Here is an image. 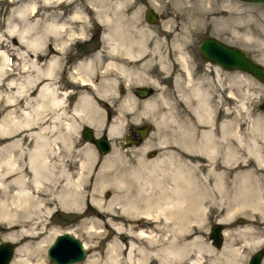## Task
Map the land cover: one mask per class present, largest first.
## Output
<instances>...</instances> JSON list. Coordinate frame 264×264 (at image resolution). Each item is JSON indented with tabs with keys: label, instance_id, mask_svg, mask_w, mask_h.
<instances>
[{
	"label": "bare ground",
	"instance_id": "6f19581e",
	"mask_svg": "<svg viewBox=\"0 0 264 264\" xmlns=\"http://www.w3.org/2000/svg\"><path fill=\"white\" fill-rule=\"evenodd\" d=\"M37 1L42 2L47 8H51L53 6V0ZM56 2H58V0ZM122 2L124 3L122 0H116L111 7L114 10L119 11L120 4L122 5ZM234 2H226L224 6H222L221 3L219 4L221 5L220 8H217L212 4L215 9L213 7L203 6L204 11L207 14L206 18L209 17L208 20H210L211 23L212 21L218 22L219 20H224L225 22L226 19L235 20L238 6H235ZM36 3L34 0H22L18 3H16V0H12L10 6L8 7L6 33L15 36L24 48V50L15 53L19 59L18 64H11L9 62L8 53H6L5 50L0 49V84H2V87L5 88L2 93L0 92V101L2 103V108L0 110V228L4 230V232L1 233V238L15 240L17 235L11 232L10 229L15 227L22 228L24 225L28 227V230H19V237L25 235L36 236L39 234L38 232H42L41 229L44 226L45 214L50 213L54 210V208L76 209L84 200L83 197H86L85 200L87 199L86 201L98 210L102 206H105V204L106 208L110 211L118 210L119 212H111L112 214L108 221L112 223L111 221L113 218L120 220L121 227H118L117 231H120L121 228L125 227L124 232L130 236L126 244L122 245L119 242H115L112 246H110L106 252L107 254L105 259L100 264H148V260L151 262L154 260L156 263L153 262V264H177L180 261H185L186 264H203L202 249L205 247V242L202 243L199 234L193 232V227L190 226V219L188 218L189 220L186 221L183 218L184 216H187V214L188 216L192 214L197 216V214L204 209V201L203 198L201 199V196L203 197L206 193L207 188L204 185L206 182L203 183L201 179L196 180L194 178L196 173L195 171L198 168L200 171V168L202 167L204 169V174H201L202 177L207 175L212 176L214 186L223 192L224 186L222 176L226 173L224 170L231 173L230 169H232L234 176L233 181L236 180V183L238 181V187L237 185H233L235 198H230V202L232 203L227 204L225 213L223 217L220 218L221 220H231L230 218L236 212V207L239 206H247L248 208H258V206H264V195L259 191H253L255 187L254 184L257 182V176L260 175L255 174L256 169H264V124L259 121H262L264 117H261L262 119L260 117L254 118L256 120L253 128V130L256 129L255 133L248 134V138L245 137L246 141L242 139L241 134L234 130V125L232 126L233 122L230 123L229 119V121L225 120L226 122L220 123L218 137L212 135L211 131L207 129H202L198 138H195L190 131L187 132V135H184L182 144L180 145V154L176 153L177 155H175L173 152H169L158 156L154 160L140 163L143 171L141 172L142 175L135 180L136 182L130 179L115 178L113 176L107 177L108 179L103 178L105 175V173L104 175L102 174L105 172L103 171L105 167L104 165H109V161L106 163V158L109 157V155H107L104 158V165H101L104 167L98 169V176H95V179L97 178L95 183L98 186L95 189V193L98 195L94 196V193H89V189L86 188L89 183L86 181L89 178L88 171L93 158V150L91 148L86 150L85 148L83 150L84 156L81 159L78 158L79 160L71 167L70 165H65L66 162L62 163L63 161H60L59 146L61 145L62 148H64L62 150L70 152L73 141L70 133L78 127L76 126V122L78 121L76 119L92 126L96 133L97 127L105 123V133L109 138L114 135H118L123 128L122 125L125 123L126 115L135 111V102H133L134 99H132L131 96H127L126 99L121 100L119 106L113 105V107L111 105L112 102L106 100L99 101L100 99L98 100V98L103 99L102 97L107 96L108 92L115 94L116 88H119L118 79L122 78L127 82V78L131 77V75L133 76V73L136 71L133 70V72H131L122 67V65L116 64L115 61V63L112 62L113 60L111 62L107 61L104 68L100 72L98 71L100 73V75H98L99 80L95 81L94 77L92 79V76L95 74L91 75L93 73V68L90 67L89 61L85 59L82 60L77 65L78 68L75 67L69 74L71 80L79 84L76 102L73 106L66 107L64 97L68 96L69 92L59 89L56 81L54 80V68L58 62L57 56L50 53L43 60V62H39L38 59L44 53L47 39L52 37L54 40V45L52 46H55L58 50H62L65 43L63 35L67 33L69 35L74 32L82 33L84 27L83 22H85V20L81 19V13L77 10V8H73L70 12H68L65 19L58 20V18L56 19V14L54 12L40 11V7ZM99 9L100 8L96 10ZM101 9L98 11L97 20L101 23L107 22L106 24L108 26H113L112 30L109 27H106L107 29L109 28L108 30L113 31L112 33L116 34V32H121L119 22L120 18L116 16L115 19H113L114 17L112 18L107 12H105L106 9ZM122 12L124 11L122 10L120 13ZM120 13L118 12V14ZM133 15L130 16L132 17ZM237 17L239 16L237 15ZM39 21L41 26L39 25V27H36ZM72 21H77L75 22L77 24L79 22L83 23L78 31L70 26ZM224 22L220 23L223 24ZM122 26H124V23ZM125 29L123 31H125ZM231 29L233 32H237L236 34H244V38L247 35L251 36L249 32L240 30L233 25ZM145 31L147 32V30ZM128 32L126 31L127 34ZM147 33L149 34V32ZM115 34L113 35L114 37ZM132 34L136 35L135 33ZM105 36L103 38H105ZM113 36L110 35V38H113ZM116 37L118 38V36ZM128 37V39L133 38L131 36ZM133 39L135 40V38ZM141 40L142 39L140 38V41ZM120 42L122 43V41ZM128 47L127 49L131 48ZM142 47L144 46L142 45ZM49 48H51V45H49ZM116 48L115 44H111L109 51H113ZM120 48H122L121 45ZM130 51L131 50H129V52ZM132 53L133 52H131V54ZM95 55L93 53V56ZM121 55L123 57L122 53ZM127 55L129 56L128 53L126 56ZM96 57L98 56L96 55ZM91 60L93 61L94 59ZM98 62L99 61H97V63ZM181 63L185 65L184 62ZM108 68H110L113 72L108 71ZM184 68L187 76L185 79L188 82V67L187 69L186 67ZM217 71L218 69H216V72ZM137 79H135V81ZM192 87L194 89H191ZM192 87H190V89L193 91V94L198 96L200 91L198 89H201L202 87ZM202 91L204 93V90ZM204 95L205 94H203V96ZM232 95L233 94L230 89L227 95L230 101L232 100L230 98H233ZM203 96L201 95L202 98H204ZM206 99H200L201 101L198 102L201 105V110L199 109V105L196 106L199 110H196L195 115L199 120L203 117V123L200 121L202 124H205L207 122V118L209 117L205 118L208 113L206 110L207 107L205 104H202V102L205 103V101H207ZM150 103H152V101L150 102V100H146L143 103L142 108L144 109V105L150 107ZM103 104H106L108 107L106 116L103 113L101 115L99 112L103 111L101 108L104 107ZM111 110L113 115L112 117L109 116V112ZM140 115L142 116V114ZM211 120H213V118ZM191 131H193V128ZM193 134L195 135V133ZM217 140H221L220 142H223L222 149H220L221 154H223L222 162H219V160L215 161V153L217 151L219 153V150H217ZM235 144H240L244 148L248 156L247 158L244 159L243 156H239L236 149L238 146H234ZM81 150H79V152H81ZM111 153L113 154L115 152L111 151ZM61 155L63 154L61 153ZM110 157L112 158V156ZM239 157L240 160H237L240 162L242 161L240 165L243 166V169L235 171L237 161L235 160V162L233 160ZM250 161L253 162V165L251 164L252 166L249 164ZM217 163H219V165H217ZM248 164L250 167H248ZM107 174L109 175V173ZM105 187H111L114 192L107 203L101 200V193ZM115 213L119 214L115 215ZM93 214L99 215L95 209ZM262 214L264 213H261L260 215L263 216ZM261 216L259 217L262 218ZM179 217H182L184 220L177 219ZM190 217H193V215ZM250 217H252L251 214L249 218ZM95 219V217H90L89 220L94 224V222H96ZM195 219L197 222L196 217ZM133 221H137L136 229L132 225ZM199 222L200 221L197 223ZM86 224H88L87 221ZM247 224L248 226H246ZM247 224L241 229H236L234 227V232L237 230L243 232L244 230L249 229L250 224ZM252 225L253 224H251V226ZM35 229L40 231H36V233ZM89 229H91V227L84 228L83 230L87 233ZM232 230L233 229L229 228H225L223 230L224 242L220 253L221 255L230 254L232 257L231 259L235 258L234 260H237L236 254L238 255L237 252L239 247L238 245L232 244L233 241L228 239L229 232ZM55 232L57 231H52L50 235L43 236L40 242L37 243L36 246H33V249L31 248L33 252L39 256V258H36L34 262H29L27 258L19 256L23 251L24 253L27 251L28 247L24 244L14 248L15 257H12L13 259L11 258L12 261L10 260L11 262L9 263L42 264L43 258H41L42 256L40 257L41 250L46 244V241L49 243L50 237H54ZM65 232L69 233L70 231ZM154 232H159L161 234L157 235ZM134 240H140L142 244L139 243L137 245ZM248 241L249 240H243V243H245L244 245L247 246V244H249ZM260 241L261 238L258 237L256 241H252L250 244H257ZM82 244L84 249L87 248L88 245L86 242H83ZM28 250L30 249L28 248ZM218 255L215 257H218ZM83 260H81L82 262L77 261L72 264H97L94 257L90 258L87 256V258L84 261ZM238 262L240 261L238 260Z\"/></svg>",
	"mask_w": 264,
	"mask_h": 264
},
{
	"label": "rangeland",
	"instance_id": "374dc122",
	"mask_svg": "<svg viewBox=\"0 0 264 264\" xmlns=\"http://www.w3.org/2000/svg\"><path fill=\"white\" fill-rule=\"evenodd\" d=\"M77 1L78 0H73V3H76ZM119 1H121V0H119ZM122 1L125 2L127 0H122ZM229 1H231L232 3L234 1H236V2H234L235 6H238V10H236V14L239 17H237V15H235V20L238 19L236 21L234 19L233 20L232 19H226L225 22H224V20H219L220 22H224L223 24H221L219 21L217 22L218 25L222 27V28L220 27V29H219V34L222 36H223V34H227L226 37L224 36L225 37L224 39L235 42V43H237L238 46L243 47L241 44L245 45L246 51L251 53L252 56L264 66V4L259 3V2H252V3L251 2H245V1L242 2L241 0H222V2H221V0H218L219 4L222 3L221 4L222 6H224L226 4V2H229ZM55 2L56 1L53 0V6L51 8H47L43 4L38 5L40 7V11L43 10L46 12H54L56 14V16H57L58 12L64 13L66 4L61 3L58 5ZM89 2L94 4L93 5L94 7L92 8V16H93V19L96 20L97 16H98V11L101 8H103V7L105 8L108 6L110 7V8L108 7V10L111 11V9H112L111 6H113L112 4H114L116 2V0H89ZM205 3L208 6L211 5L214 9H215V7H218L215 5H214L215 6L214 7L212 5L211 0H206ZM216 5H218V4H216ZM221 5H219V8L221 7ZM7 6H8V4L5 2V0H0V49H3L6 51V53H8L11 64H18L19 59L17 58L15 53L24 50V48L18 42V40L15 36L6 33V27H7L6 18H7V11H8ZM82 6H84V4H82ZM199 6H200V8L201 7L202 8L200 9L198 7L199 9L198 8L195 9L197 17L193 16L192 17L193 19L192 18L189 19L188 30H189V32H194L195 34L200 32L199 29L201 28L202 23H206L207 21H209L208 18H206V16H205L206 12L204 11L203 6L202 5H199ZM82 8L81 9L79 8L78 11H80V13H81V16H82L81 19L85 20V22H83L84 25L88 26L89 20H88V18H85L84 12H81ZM95 8L96 9L100 8V9L96 10ZM243 8H244V10H243ZM170 10L175 11L174 8H170ZM238 13H240V14H238ZM246 13H247V16H246ZM202 15H203V17H202ZM242 15H244V16H242ZM199 17L200 18L202 17L201 21H200ZM242 17H243V19H242ZM118 18H120V17H118ZM56 19H57V17H56ZM113 19H115V18H113ZM122 19H124V20H122ZM86 21H87V23H86ZM121 21L124 23V26L127 29L129 28V26H131V22H132L134 30L133 29H129V30L133 31V32H138V30H139V32L140 31L144 32L145 30H147V32H150V31H153V29H154L153 25H150V23L142 20L141 18H138L137 16H135V18H133V17L129 18V16L128 17L125 16L123 18H120L119 22H120V24L123 25V23ZM72 22L75 23V21H72ZM125 22H127V23H125ZM166 22H168V21L166 20ZM83 23L79 22L78 27L80 28V26ZM39 25H40V21L37 23L36 27H39ZM75 25H77V24H75ZM232 25L235 26L236 28L240 29V30H245V31L249 32L251 34V36L245 35L246 37L244 38V34H240V33L236 34L237 32L234 33L233 30H228L227 33H225L226 28H231ZM92 26L95 27L96 24H92ZM102 26H104V25H101L100 28L103 29ZM72 27L78 31V29H76L74 26H72ZM96 27L98 28L99 26L97 25ZM123 30L124 29H121V31H123ZM229 31H231V32H229ZM214 33H216V32H214ZM232 33H234V34H232ZM241 36H243V37H241ZM49 45H51V48H49ZM52 45H54V40L51 37L50 39L46 40L44 53L42 55L47 57L50 53H53V49H52L53 46ZM39 59H41V58H39ZM209 73L210 72L207 71V69L199 68V70H197V72L194 73V75L197 76L198 78H192V79L189 78V81L187 82L185 79L186 77H184V73L180 72L179 75L182 77L181 81H179L177 78H173V86L174 87L171 90V92H172V99L171 100H170V97L168 99L165 98L166 97V91H168L169 89L165 88L163 81L159 82V85L157 87H155V89L153 90L154 92L148 98H135L133 101V102H135V104H134L135 114H134V112L128 113L126 115L125 123L122 125L123 128H122L121 132L118 135H114V136L108 138V140L110 141V145H111L110 150L112 152H115L113 154H116V155H113L110 150L105 154H100L97 152V150L95 149L93 144L89 143L88 141L84 142V140L79 136V133H80L81 127L85 126V123L81 122V120H79V119H76V120H78L76 122V124H77L76 126H78V127H76V130L74 129L70 133L71 139L73 140L72 141V147L70 150L71 153L66 152V150H62L64 148H62V146L60 145L59 146L60 161L62 160L63 161V162L61 161L62 163L66 162L65 165H70L72 167L75 165L76 161H78L79 159H81L84 156L83 150L85 148H86V150L88 148H91L93 150V158L91 160V164L89 166L90 169L88 171L89 178L86 181L89 183L86 186V188L89 189V193L93 192L94 196L98 195L97 193H95L96 192L95 189H96V187H98L97 184L95 183V180L97 179V178L95 179V176H98L97 172H98V169H100L101 167L105 166L103 169V171H105V172L102 173L103 175L105 173L103 178L113 176L115 178L130 179V180L136 182L135 180L137 178H139V176L142 175L141 172L143 171L141 169L140 163L147 162L150 160H154L155 158H157L160 155H163L165 153H169L170 148H172L173 154H175V155L180 154L181 151L178 148L181 149L180 145L182 144L184 135H187V132H189V131L191 132L192 128H193V130H195V127L196 128L200 127L203 130H206V129L208 130V128L211 127V126H207L205 122H204L205 125L204 124L203 125H197V124H195L196 122L194 121V119L196 118L194 115V114H196V110H199V109L201 110V107H200L201 105L198 102L201 101L200 99L205 100L206 97H207V99H206L207 101H205V103L202 102V104L206 105V107H207L206 110L209 114L207 113V116L205 118H207L208 116L211 117V114H215V112L217 110V112L220 113L219 123L226 122L225 120H227V121L230 120V123L233 122L232 126L234 125L233 126L234 130H236L239 134H241L242 139H244V141H246L245 139L248 138L247 137L248 134L255 133L256 129L253 130V128H254V124H255L256 120L254 118L255 117H260V118L264 117V108L261 109L258 106V104H260V102H262V100L264 99V83L257 81L256 79H254L249 74L242 72V71H239V70H236L234 74L231 73L230 79L227 76H224L223 78H221V81H219L217 77H216V79H214L215 77ZM154 74L164 75L165 72H163V73L150 72L151 76H153ZM173 75H175V74H173ZM54 80L56 81V84H57L59 89L69 92V96H67V98L64 97L65 106L66 107L67 106L68 107L73 106L74 103L76 102L77 91L79 90V87L71 86L68 83V81L65 78H63V75L62 74L59 75L58 72H55ZM176 81H177V83H176ZM216 81H218L219 83L217 84ZM129 84H132V83H129ZM192 86H194L195 88H197V87L201 88L202 87L201 89H198V90H200L198 96L193 94V91L191 89H194V88ZM190 87H192V88L190 89ZM119 88H120V86H119ZM3 89L5 90V88L2 87V84H0V92L1 93L4 91ZM230 89H231L232 94H233L232 95L233 98L230 96L231 97L230 99H232L231 101L229 100V98L227 96ZM130 90H131V87L124 88L123 95L125 96V98H123V99H126L127 96H130L128 94V93H130ZM202 90H204V93ZM214 91H220V94L218 95L217 93H214ZM208 93H210V95H211L210 97H208ZM203 94H205V95L203 96ZM201 95L204 98H202ZM193 96H194V98H193ZM68 97H69V101L67 100ZM197 97L199 98V100ZM146 100H148V101L150 100V102L152 101V103H150L151 104L150 107L144 105V109H145L144 110L142 107H143V103ZM189 101H190V103H189ZM111 105L112 106L113 105L119 106V101L115 102V103H111ZM153 105H154V107H153ZM198 105H199V109L196 107ZM103 106L104 107H101L103 111H99V112L101 115L103 113L106 116L108 107L106 104H103ZM1 108H2V103L0 101V110H1ZM109 113H110L109 116L112 117L113 116L112 110ZM191 113L194 117L191 116ZM140 114H142V116ZM202 118H201V120H202ZM208 118H207V121L210 122ZM197 120L201 121L199 119H197ZM259 121H260V123L264 124V118L262 119V121L261 120H259ZM198 123H200V122H198ZM188 124H190L191 126ZM142 125L147 126L148 130H147L145 136L139 138L140 141L137 144H127V143L122 144L121 143L123 136L126 135L129 128L132 129L133 127L142 126ZM216 125L217 124L215 123L214 126L211 128V130H213L215 133V136L218 137L219 131L217 129L218 126L216 127ZM98 127H97V132L99 134H102L106 130L105 123L98 126ZM185 128H187V129H185ZM90 129L92 131H94V128L92 126H90ZM181 131L183 133L184 132L185 133L183 134ZM191 133L192 134L195 133V135H196L195 131H192ZM179 134H180V137H179ZM199 135H200V133H199ZM217 141H218L217 142V150H219V153L216 150L217 152L215 153L216 154L215 155V161L219 160V162L220 161L222 162L223 154H221L220 149H222L223 142H220L221 140H217ZM234 146L237 147L236 149H237L240 157L243 156L244 159L248 157L244 148L240 144L239 145L235 144ZM79 150H81V152H79ZM153 150H155V152L151 153ZM61 153L65 156L61 155ZM107 155H109V157L106 158V163H108V161H109V165L106 164L107 165L106 166L103 164V162H104V158ZM110 156H112V158ZM240 157L235 158L233 160V161H235V160L237 161V162L235 161L236 162L235 171L243 169L242 168L243 166L240 165L242 161L240 162L237 160V159L240 160ZM108 158H109V160H108ZM244 162H247V161H244ZM250 162H249V164L253 165V162H251V163ZM249 164H248V167H250ZM101 165H104V166H101ZM217 165H219V163H217ZM197 170L195 171L196 177L194 176V178L196 180L201 179L203 183L206 182V183H204L205 187L207 188L206 193L204 194L203 197L201 196V199L203 198V201H204L203 202L204 209L206 208L205 210L208 209L210 211L222 210L225 213V210L227 208V204L232 203V202H230L231 201L230 198H235L233 185H237V187H238V184H237L238 181H237V183H236V180L233 181L234 176L232 173V169H230L231 173H229V171L224 170L226 173L222 176V181H223V186H224L223 192H221V190H218L214 186V180H213L212 176L207 175V176L202 177L201 174H204V169L202 167L200 168V171H199V168ZM107 173H109V175ZM255 174L256 175L260 174V175L257 176V179H256L257 184L256 183L254 184L255 187H254L253 191L254 192L259 191L261 194L264 195V177H263L264 176V169H261V168L256 169ZM261 182H262V184H261ZM93 184H95V185H93ZM113 193L114 192H113L111 187H105L101 193V197H102L101 200H103V202L107 203V201L112 197ZM83 198H84V200L81 203L82 206L80 205L76 209H73V208H70V209L54 208V210H52L50 213L45 214L44 215V226L41 229L42 232H38L40 230L35 229V232L37 231L40 235L39 234H37L36 236L25 235V236L19 237L18 236L19 230H28V227L26 225H24L22 228L15 227V228L10 229L11 232H13L17 235L15 240H10L16 245L15 247L25 244V246L30 249V250H28V248H27V251L25 253H24V251L23 252L21 251L22 253L19 256L27 258L29 262H34L36 258H39V256H38V254L33 252V250H32L34 248L33 246H36L37 243L40 242V240L43 236L50 235V233L52 231H57V232L70 231L69 233L72 234L73 236H75L76 238H78L79 240H81L82 243L86 242L88 246H87V248H85L86 255L84 258L86 259L87 256L90 258L94 257L97 264H100L105 259L106 254H107L106 252L108 251V248L110 246H112L115 242H119L122 245L126 244L129 240L130 236L124 232L125 227L121 228L120 231H117V228L121 227V221L118 220L117 218H113L111 221L112 223H110L108 221L111 214H112L111 212H119V211L118 210L110 211L108 208H106V204H105V206L101 207L102 209L100 208L98 210L97 208L93 207L89 202H87L86 201L87 199L85 200L86 197H83ZM94 209L99 213V215L93 214ZM238 209H240V210H238ZM259 212L264 213V206H262V207L258 206V208L257 207L248 208L247 206H239V207H236V212L230 218L231 220L227 221V223H226V226H227L226 228L233 229L232 231L229 232L228 239L233 241L232 244L238 245V247H239L238 252H237L238 255L236 254V259H237L236 264L237 263L238 264H247L246 254L255 250V248H257V246L259 247V245L262 242H264V238H263L264 237V235H263L264 231H262L263 233L260 232V229H262L260 227H255L256 231H254V227H253V229L249 228L247 230H244L243 232L242 231L240 232L239 230H237V231L235 230L236 232H234L235 228L241 229L244 225H246L249 222L256 223L257 220H259V219H262L260 222H264V214H262L263 216H261L260 215L261 213H259ZM224 213L219 214V215H221L220 218L223 217ZM117 214H119V213H115V215H117ZM250 214L252 217L249 218ZM192 215H193V217H190ZM192 215L188 216V214H187V216H184L183 218L186 221L190 219L189 220V221H191L190 226L193 227L192 228L194 230L193 232L199 234V237L201 238L202 243L205 242L204 245L206 248L204 247L202 249V254H203V258H202L203 262L202 263L203 264H210V263L211 264H217L219 262V263H225L226 264V262H230L228 260V258L230 256L229 259H231L232 258L231 255L230 254H227V255L222 254L221 255L220 250L222 247L217 249L212 244H210V240H209V237L207 234L208 233L209 219L211 220L214 216L216 217V215L212 212V213H209V216L204 217V216H202L203 213L201 211H200V213L197 214V216L199 215L198 217L195 216L194 214H192ZM258 215L261 216L262 218H260ZM179 216H180V214H179ZM90 217L96 218L95 219L96 222H94V224L92 222H90V220H89ZM195 217L197 218V222L200 221L199 223L196 222ZM234 218H239L240 221L239 222L237 221L235 223ZM177 219L184 220V219H182V217H179ZM86 221L88 222V224H86ZM145 224H147V223H145ZM132 225L136 229L137 228L136 227L137 221H133ZM246 226H248V224ZM88 227L89 228L91 227V229H89V231L87 232L89 234H87L85 232V230H83L84 228H88ZM190 231H191V229H190ZM3 232H4V230L2 228H0V242L7 240V239L1 238V233H3ZM57 232H55V234ZM154 233L157 235L161 234L159 232L158 233L154 232ZM237 233H239V234H237ZM251 234H253V235H251ZM258 234L261 236H259ZM256 236L260 237L261 241L259 243L254 242L257 244L251 245L250 243L252 241L257 240L258 237H256ZM51 238L52 237H50L49 242H50V240H52ZM161 240H162V236H161ZM203 240H205V241H203ZM243 240H249L248 241L249 244H247V246L244 245L245 243H243ZM134 241L137 245L139 243L142 244V242L140 240H137V241L134 240ZM223 242H224V236H223ZM47 244H48V241H46L45 245L47 246ZM45 245H44L43 249L41 250V254H40V257L42 256L41 258H43L42 264H55L52 260H50L46 256L45 249H44V248H46ZM207 250L210 252H208ZM91 255H93V256H91ZM216 255H218L219 258L215 257ZM12 257L13 258L15 257V253H13ZM224 257H225V259H224ZM217 258H218V260L219 259L220 260L218 261ZM10 260H9V262L12 261V260L11 261ZM210 260H212V261L214 260L213 263ZM238 260L240 262H238ZM149 261L150 260L147 261L148 264H153V262H155L154 260H152V262L151 261L149 262ZM9 262L7 264H10ZM262 263L264 264V260ZM70 264H72V263H70ZM177 264H186V262L180 261ZM227 264H230V263H227Z\"/></svg>",
	"mask_w": 264,
	"mask_h": 264
},
{
	"label": "flooded vegetation",
	"instance_id": "af4514ba",
	"mask_svg": "<svg viewBox=\"0 0 264 264\" xmlns=\"http://www.w3.org/2000/svg\"><path fill=\"white\" fill-rule=\"evenodd\" d=\"M11 1L12 0H6L5 1L6 3H9L7 8L10 6ZM19 1H22V0H16V3H18ZM34 1H35V3L37 2L36 3L37 5L43 4L42 2L37 1V0H34ZM197 1H198V3H197ZM63 2H64V4H66L65 12L64 13L58 12V14L56 16L58 18V20L65 19L68 12H70L73 8H75V9L77 8V10H78L79 8L81 9L83 7L81 12H84L85 18H88L89 25L88 26L84 25L82 33L74 32V33L69 34V35H68V33L64 34L63 40H65V43H64V46L62 47V50H60V49L58 50V48H55V46L53 47L54 49L52 48L53 54H55L58 58L57 65H55V68H54L55 72H58L59 75L62 74L63 78H65L71 86L78 87L79 84H77V82H74L73 80H71V78L69 77V73L72 70H74L75 67L78 68L77 65L79 64V62H81L84 59L89 61L90 67L93 68V70H92L93 73L91 75L95 74L92 76V79L94 77L95 81L99 80L98 79L99 78L98 75H100L99 72L104 68V65H106L107 61L111 62L113 60L112 62L115 61L116 64L122 65V67L126 68L127 70H129L131 72H133V70L136 71L135 73H133L135 75V76L133 75L134 77L131 75V77L127 78L128 79L127 82L124 81V79H122V78L118 79L119 80L118 86H120V88H116V90H115L116 95L114 93L108 92L107 96L102 97L103 99L98 98V100L100 99L99 101H101V100L105 101L106 100V101H110L112 103L119 101V103H120L121 100L123 98H125V96L123 95V90L126 87L127 88L131 87L130 93H128V94L132 97V99L148 98L154 92L153 90L155 89V87H157L159 85V82H162V81L164 82L165 88H168L170 90V91L169 90L166 91V97L165 98L168 99L170 97V100H171L172 99L171 90L174 87L173 86V78H177L179 81H181L182 77L179 75L180 72L184 73V77H187L185 74V68L184 67H186V69L188 67L187 71H188V75H189L190 79L198 78L197 76L194 75V73L197 72V70H199V68L207 69V71L210 72L209 74L213 75L215 77L214 79H216V77H217L219 81H221V78H223L224 76H227L230 79L231 73L234 74L236 71L235 69H229V70L225 69V68L221 67L220 65H218L214 61L206 60L203 57L201 51L199 50V45H200L201 41L205 38H214L215 40L220 41V42H224L228 45L238 46L237 43L224 39L227 36V34H223V36L219 34V29L221 26H219L217 22L213 21L211 23V21L209 20L206 23H202V26L199 29L200 32L197 34H195L194 32H189V30H188L189 19L192 18L193 16L197 17L195 9L200 7L198 5H202V6H206V7L208 6L204 0H201V1H199V0H135V1L134 0H127L124 3L122 2V5L120 4V10L119 11L114 10L112 7L111 8L113 10L111 9V11H109L107 9V7H105V8L103 7L104 9H106L105 12H107L112 18L113 17L115 18L116 16L123 18L125 16H130V15L134 14L132 16L133 18H135V16H137L138 18H141L142 20L150 23V25H153L154 29H153V31H150L149 34L147 32L145 33V32H133L132 31V33H135L136 35L132 34L131 31L129 30V29H134L132 22H131V26H129V28L127 30L125 29V27L123 28V26H121L122 24H120L121 29L123 28V29H125V31H121L122 33L116 32V34H115V33H112L113 31H111L113 26H108L106 24L107 22L101 23L97 19L94 20L93 16H92V8L94 7L93 6L94 4L90 3L89 0H78L76 3H73V0H67V1L66 0H64V1L58 0V2H55V3L59 5ZM211 2L213 5L216 6L218 0H211ZM245 2H247V1H245ZM82 4H84V6H82ZM218 6H219V2H218ZM208 7H212V6H208ZM170 8H174L175 11L170 10ZM217 8H219V7H217ZM203 9H204V7H203ZM122 10L124 12L120 13ZM147 10H150V15L152 17L151 22L147 21V19H146V11ZM118 12L120 14H118ZM207 18H209V17H207ZM166 20L168 22H166ZM75 22H77V21H75ZM71 23H70V26H74L76 29H79V27H78L79 23L78 24L73 23V22H71ZM86 23H87V21H86ZM75 24H77V25H75ZM92 24H96V26L98 25L99 27L98 28L96 26L93 27ZM101 25H104V26H102L103 29L100 28ZM106 27H109L111 30H108L109 28L107 29ZM228 29L229 28H226L225 33H227ZM128 30H129V32H128ZM126 31L128 32V34L126 33ZM214 32H216V33H214ZM106 33H107V35H106ZM114 34H115V37L113 36ZM120 34L121 35L123 34L122 38L125 37L124 38L125 40L121 38ZM108 35H109V37H108ZM110 35L113 36V38H110ZM119 35H120V38L122 40L119 38ZM126 35L135 38V40L133 38L128 39L129 37ZM137 35H138V37H140L143 40V41L141 40L143 43L140 41V38H138ZM68 36H70V37H68ZM104 36H105V38H103ZM116 36H118L119 39ZM146 37H148V38H146ZM137 38H138V40H137ZM131 40H134V41H131ZM120 41H122V43ZM136 41H138V42H136ZM113 42H115V43H113ZM118 43H119V45H118ZM111 44H113V45L115 44V48L117 46V48L113 50L114 52L109 51V47ZM120 45L122 48H120ZM142 45L144 47H142ZM241 45L245 49V45H243V44H241ZM127 47L128 48L131 47V48L127 49ZM119 49H120V51H119ZM125 50H127V51H125ZM129 50H131V51L129 52ZM110 52H112V53H110ZM131 52H133V53L131 54ZM246 52L248 54L252 55L248 51H246ZM93 53H94V55L96 54L98 57H96V55L93 56ZM121 53L123 54V57H122ZM124 53H126V54L128 53L129 56L128 55L126 56V54H124ZM108 54H109L110 58H109ZM133 54H135V55H133ZM183 55H184V57H183ZM91 57H93V58H91ZM117 57H118V59H117ZM39 58H41V59H39V62H43V60L46 57L44 55H41ZM90 58L94 59V60L92 61ZM98 58H99V60H98ZM181 59H183V60H181ZM97 61H99L100 63L99 62L97 63ZM123 62L126 65H124ZM181 62H184L185 65ZM132 65H134V66H132ZM126 66H128V67H126ZM110 68H108V71L113 72V71H111ZM130 69H132V70H130ZM216 69H218L219 72L218 71L216 72ZM150 72H154V73L155 72L156 73L165 72V74L164 75L154 74L153 76H151ZM141 73H142V75H141ZM173 74H175V75H173ZM136 76L138 79L136 78ZM135 79H137V80L135 81ZM129 83H132V84H129ZM176 83H177V81H176ZM216 83L218 84L219 82L216 81ZM142 91L144 92L143 94L140 93ZM214 93H217L219 95L220 91H214ZM210 96H211L210 93H208V97H210ZM65 97L67 98V96H65ZM193 98H194V96H193ZM67 100L69 101V97ZM189 103H190V101H189ZM216 112H217V110H216ZM216 112H215V114H211V117H209V121L211 123L209 124V122L207 121L208 123L206 122V125L207 126L210 125L212 128L214 126V124L216 123L217 124L216 127L218 126L217 129L219 131L220 113L219 112L216 113ZM191 116H193L192 113H191ZM195 117H196V115H195ZM212 118H213V120H211ZM196 119L197 118H195L194 121L197 124V122H200V121H198ZM201 122H202V120H201ZM201 122L198 123L197 125H203L202 124L203 122L202 123ZM87 126H89V125H87ZM142 127H146V129L148 130L147 126H143V125L133 127L132 129L129 128L126 135L123 136L121 143L122 144H124V143L137 144L140 141L139 138L143 137V136H140L138 133V131ZM81 130L82 129H80L79 136L84 140V142H86L85 139L83 138L82 134H81ZM147 130H146V132H147ZM201 130H202V128H200V127L195 128V130H193V131L196 132V135H194V134H192V135H194L195 138H198ZM208 130H210L212 135L215 136V133L213 130H211L210 128H208ZM94 133H96V132L92 131V138H96L99 135H101L98 132L96 134H94ZM103 133H105V131ZM89 143L93 144V146L95 147V149L98 152V149L96 148L94 142L91 141ZM178 149L180 150V148H178ZM170 150H171L170 152H173L172 148H170ZM153 152H155V150H153L151 153H153ZM205 209H203V211H201L202 213L204 212L202 216H204V217L209 216V213H212V212L216 215V217L214 216L211 220L209 219V222H208V233L207 234H208V237L210 239L209 228L213 225H218L220 232H223V230L227 227L226 226L227 221H223L220 219L221 215H219V214H223L224 211H222V210L210 211L208 209L207 210H205ZM234 220H235V223L237 221L238 222L240 221L239 218H234ZM260 221H261V219L257 220V222H256L257 224L254 222H249L250 228L253 229V227L254 228L260 227V228H262V229H260V232H262V230L264 229V222H260ZM251 224H253V225L251 226ZM254 231H256V229H254ZM214 247L219 249L222 247V245L221 246H214ZM262 247L264 248V242H262L259 245V247L257 246V248H255V250L247 253L246 254V262H248L250 256L253 253H255L258 249H260ZM234 259H229V261L231 262L230 264H236V260H234ZM260 259L263 262L264 252L262 253ZM227 263H229V262H227ZM217 264H225V263H219L218 262Z\"/></svg>",
	"mask_w": 264,
	"mask_h": 264
},
{
	"label": "water",
	"instance_id": "95a60500",
	"mask_svg": "<svg viewBox=\"0 0 264 264\" xmlns=\"http://www.w3.org/2000/svg\"><path fill=\"white\" fill-rule=\"evenodd\" d=\"M251 2H259L264 4V0H243ZM146 19L151 22L152 17L150 10L146 11ZM203 57L206 60L214 61L225 69H235L243 71L259 82L264 83V67L260 62L248 55L243 48L228 45L224 42L215 40L214 38H205L199 45ZM140 93H144L143 91ZM259 108H264V99ZM146 127H142L138 133L144 136ZM83 138L87 141H93L98 152L104 154L110 150V142L108 136L104 133L96 138H92V131L89 127L84 126L81 130ZM211 244L219 246L222 241V235L218 225L210 227ZM15 244L10 240L0 242V264H7L14 253ZM264 252V248H260L253 253L248 264H261L260 256ZM46 256L55 264H69L84 259L86 251L82 241L68 232H58L45 248Z\"/></svg>",
	"mask_w": 264,
	"mask_h": 264
}]
</instances>
